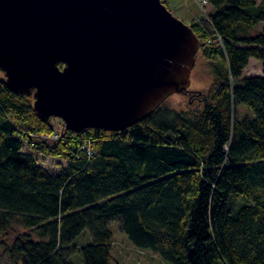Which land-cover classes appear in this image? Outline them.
<instances>
[{
    "label": "trees",
    "instance_id": "1",
    "mask_svg": "<svg viewBox=\"0 0 264 264\" xmlns=\"http://www.w3.org/2000/svg\"><path fill=\"white\" fill-rule=\"evenodd\" d=\"M207 1L209 17L191 27L214 81L188 110L164 103L128 130L64 126L54 140L34 97L0 76V246L12 264H71L78 255L120 264L113 222L166 263L264 264V0ZM252 59L263 75L245 77ZM241 104L255 119L240 118ZM25 142L66 165L52 174ZM17 229L25 232L9 246ZM85 231L92 244L79 246Z\"/></svg>",
    "mask_w": 264,
    "mask_h": 264
},
{
    "label": "water",
    "instance_id": "2",
    "mask_svg": "<svg viewBox=\"0 0 264 264\" xmlns=\"http://www.w3.org/2000/svg\"><path fill=\"white\" fill-rule=\"evenodd\" d=\"M201 46L162 0H0L6 86L74 133L125 131L188 96Z\"/></svg>",
    "mask_w": 264,
    "mask_h": 264
},
{
    "label": "rangeland",
    "instance_id": "3",
    "mask_svg": "<svg viewBox=\"0 0 264 264\" xmlns=\"http://www.w3.org/2000/svg\"><path fill=\"white\" fill-rule=\"evenodd\" d=\"M260 3L263 0H258ZM167 4V8L170 10L172 14L179 20H181L187 26H191L194 21H197L201 16L207 17L203 12V8L199 4V2L195 0H164ZM206 13H210V7L206 8ZM263 25L260 26L259 31L262 30ZM257 35V34H255ZM201 50V49H200ZM3 73L0 72V76ZM246 76H257L263 75V66L260 61L252 59L250 61L249 67L244 72ZM5 77V76H4ZM192 81H191V92L188 96H180V95H172L166 102L169 108H173L178 111L188 110V108L192 105L194 107V101L197 98L196 96L200 93L207 92L209 87L214 81L212 68L209 66L208 60L205 56H202L199 53L197 54V63L195 65V69L192 72ZM240 118L242 120L255 119L253 111L243 104L238 106ZM52 125L56 128L57 134H55L54 140L60 138V134L64 130V123L58 119H52ZM52 140V138L50 137ZM29 142L24 143L25 151L31 153L41 167L49 170L52 174L59 173L62 168L66 165L65 162L60 159H52L48 157H44L41 154L35 152L33 153L29 148ZM112 231H114V247L113 253L115 257V261L120 264H170L162 261L160 256H156L152 251H140L136 247H134L131 242L128 240L127 236L121 231L120 224L117 222H113L111 226ZM25 231L22 229H17L16 234H10L6 239L5 243L10 246L14 240L17 238L18 233H24ZM87 243V244H86ZM77 244L79 246L82 245H91L92 244V236L90 232L85 231L81 235L80 238L77 239ZM70 263L72 264H84L83 256L78 255L75 258H72ZM0 264H12L11 259L9 257L8 252L4 250L3 247L0 246Z\"/></svg>",
    "mask_w": 264,
    "mask_h": 264
},
{
    "label": "built area",
    "instance_id": "4",
    "mask_svg": "<svg viewBox=\"0 0 264 264\" xmlns=\"http://www.w3.org/2000/svg\"><path fill=\"white\" fill-rule=\"evenodd\" d=\"M195 1L199 2L201 7L204 9L203 12L206 14L207 17H209V14L206 13V8L210 7L209 2L207 0H195ZM219 41H220V38H219Z\"/></svg>",
    "mask_w": 264,
    "mask_h": 264
}]
</instances>
